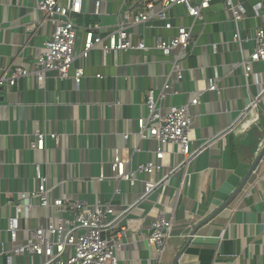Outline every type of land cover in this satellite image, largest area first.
I'll list each match as a JSON object with an SVG mask.
<instances>
[{
    "label": "crops",
    "instance_id": "crops-1",
    "mask_svg": "<svg viewBox=\"0 0 264 264\" xmlns=\"http://www.w3.org/2000/svg\"><path fill=\"white\" fill-rule=\"evenodd\" d=\"M37 1L0 0V78L9 67L24 65L34 72L37 56L51 39L54 27L40 24L43 15L35 10ZM124 2L107 0L103 14L95 17L94 0H87L88 14L78 20L81 29L75 67L85 68L79 87L73 78L60 82L54 74H49L44 84L32 75L21 79L16 87L0 86V249L9 252L24 244L29 230L47 225L55 215L34 202L30 214L21 220L18 242L11 241L7 227L12 206L21 193L37 190V165L49 180L53 199L67 195L89 204L111 202L116 212L136 203L143 191L141 182L132 187L125 182H99L98 178L101 173L113 176L111 163L116 150L129 157L138 147L134 168L153 160L156 143L151 139L140 141L138 121L148 115L147 93H159L169 82L168 94L172 97L166 106L187 105L201 93L200 104L190 108L194 117L192 146L213 143L192 163L187 178L183 171L177 173L169 186L130 214L125 224H132L133 229L122 240L119 264H264V154L243 191L232 200L264 149V100L260 126L240 129L217 140L236 124L258 91L255 76L246 78L238 66L240 56L231 13L224 0H215L203 21L189 17L184 8L171 11V23L191 29L194 40L183 60L185 77L180 81L170 59L154 49L117 56L93 51L88 59L79 57L85 45V29L98 24L100 35L105 36L127 12ZM257 2L264 5V0L244 3L247 17L241 24V35L248 39L245 57L255 48V29H264V21L255 19L253 7ZM164 25L154 19L132 30L152 48L157 37L176 33L167 31ZM253 73L263 79L264 65L254 64ZM209 79L218 80L219 92H207ZM38 129L59 138H48L44 151L32 150ZM125 133L132 135L128 142L123 138ZM171 152L174 148H169L164 161L165 174L181 162V157L175 160ZM183 180L182 193L176 198ZM117 188L120 195H115ZM161 206H166L174 218V231L162 256L145 242ZM8 258L5 255L1 264H7ZM11 262L40 264L41 259L19 255Z\"/></svg>",
    "mask_w": 264,
    "mask_h": 264
},
{
    "label": "built area",
    "instance_id": "built-area-1",
    "mask_svg": "<svg viewBox=\"0 0 264 264\" xmlns=\"http://www.w3.org/2000/svg\"><path fill=\"white\" fill-rule=\"evenodd\" d=\"M107 0H94V16L103 14V7ZM215 0H125L123 7L128 6L120 23L105 36L100 35V25H90L86 30L85 45L80 58L88 59L93 51H100L103 55H120L130 52H149L151 49L160 51L164 57L170 59L172 71L177 79L182 81L185 77L183 60L190 46L194 45L192 30L185 27H175L171 23L170 13L173 9L184 8L187 15L195 21H203L205 11L209 10ZM250 0H224L227 10L231 13L234 25V42L238 44L240 62L238 66L244 70L246 78L255 76L258 87L257 94L249 99L245 109L240 113L239 119L233 127H229L221 137L234 133L237 130H250L261 123V105L264 100V75L261 79L253 73V65H264V29L258 27L254 31L252 40L255 48L248 57H245L244 44L248 42L242 38L241 24L247 17L244 3ZM255 19L264 21V5L257 2L254 7ZM37 13L43 15L40 24L49 23L54 27L51 39L44 43L41 52L36 58L35 71L31 72L24 65L4 69L0 78V86L16 87L23 78L36 76L40 84H44L49 74H54L55 79L64 82L73 78L79 87L85 77L84 67H75L78 59L76 55L78 32L81 29L78 20L88 14L87 0H38L35 5ZM159 20L165 23L167 31L175 30L171 36H159L154 47L150 48L146 41L139 39L133 32L135 26H142ZM150 28H153L150 26ZM215 53L218 46L213 47ZM73 72V75L71 74ZM101 78V76H98ZM169 82L163 89L156 93L151 90L147 93L145 106L148 115L138 121V136L140 141L153 140L156 149L153 151V160L139 164L134 168V156L140 152L138 147L134 152L125 157L121 150H116L111 163L112 177L101 173L99 182L108 181L125 182L134 187L142 184L141 198L133 205H125L123 210L116 212L115 205L111 202H87L72 199L67 195L53 199L49 188V180L44 177L39 165L36 166L38 188L33 192H23L19 201L13 206V213L8 221L7 232L11 241L18 242L21 231V220L24 215H29L37 202L43 210H53L54 216L45 226L29 230L28 239L24 244L6 252L0 249V264L5 255L8 263L12 264L13 256L27 255L41 259L40 264H119L118 253L122 249L124 236L133 229L132 224L127 226L126 220L140 204L147 203L149 198L169 186V182L177 173L184 172L187 178L190 166L200 155L212 145L207 142L194 148L192 146V131L194 117L191 106L200 104V95L193 98L187 105L177 107L166 101L170 100ZM207 92H219L218 80L209 79ZM168 110L166 111V109ZM261 123V124H260ZM131 134L125 133L123 138L129 141ZM31 149L44 151L48 138L58 140L57 134H44L39 129L34 135ZM169 148H174L171 157L176 160L181 157L179 165L165 174L164 161L169 155ZM162 173V178L157 180V175ZM140 176L146 178L140 180ZM183 183L176 190V198L182 193ZM117 188L115 195H120ZM154 207V206H153ZM155 208V207H154ZM153 208V209H154ZM156 209V208H155ZM174 231L173 215L168 213L166 206L157 209L156 218L151 225L145 242L148 247L155 249L161 256L166 251V244L171 239ZM192 238V236H189Z\"/></svg>",
    "mask_w": 264,
    "mask_h": 264
},
{
    "label": "water",
    "instance_id": "water-1",
    "mask_svg": "<svg viewBox=\"0 0 264 264\" xmlns=\"http://www.w3.org/2000/svg\"><path fill=\"white\" fill-rule=\"evenodd\" d=\"M263 154H264V149H263L261 155H259V157L257 158V160H256L255 164L253 165V167L251 168L250 173L247 175V177L244 179L242 185L240 186V188L238 189V191L235 193V195H234V197H233L232 200H234V199H235V198H236V197H237V196L243 191L245 185L247 184L249 178L251 177V174L253 173L254 169L256 168V166L258 165V163L260 162V160H261ZM229 204H230V203H227V204L225 205V207H227ZM180 257H181V255H179L178 259H179Z\"/></svg>",
    "mask_w": 264,
    "mask_h": 264
}]
</instances>
